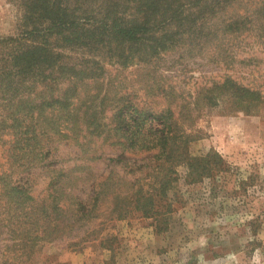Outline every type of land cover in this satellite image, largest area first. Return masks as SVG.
Segmentation results:
<instances>
[{
    "label": "rangeland",
    "instance_id": "374dc122",
    "mask_svg": "<svg viewBox=\"0 0 264 264\" xmlns=\"http://www.w3.org/2000/svg\"><path fill=\"white\" fill-rule=\"evenodd\" d=\"M80 1L0 81V264H264V0ZM121 108L171 118L174 160Z\"/></svg>",
    "mask_w": 264,
    "mask_h": 264
},
{
    "label": "trees",
    "instance_id": "16d2710c",
    "mask_svg": "<svg viewBox=\"0 0 264 264\" xmlns=\"http://www.w3.org/2000/svg\"><path fill=\"white\" fill-rule=\"evenodd\" d=\"M70 1L77 0H19L21 16L20 21L16 23V34L12 36L0 37V81L6 83L4 87H2L1 91L10 90L11 85L15 78V75H27L29 73H33L31 67L33 66H41L44 63H47L50 58L53 57L52 51L49 50L47 44L38 43V39L41 35L48 34L50 31L47 28H38L25 27L27 21L36 20V18L40 20H48L51 22L52 27H56V33L60 29H66V27H70V24L73 23V20H68V14L65 12L66 7L71 3ZM80 1V0H79ZM85 1V0H83ZM100 3H103L104 0H99ZM81 3V1H80ZM69 24V25H68ZM132 30L133 27L128 28ZM128 29L123 28L121 32L123 35L131 37ZM133 38V37H131ZM75 71H73V76L75 75ZM38 75V73H36ZM43 73L41 74V78L43 77ZM14 91L11 89L8 91L9 97L15 95H11V92ZM7 93V94H8ZM8 107L16 108L12 104H7ZM36 106V105H34ZM34 110L33 108H31ZM118 119L122 124H126L128 122L129 125V134L130 138L133 141L143 140V138H154V142L158 144V159L162 160H174L173 157V149L172 144L175 142L177 138L171 132V118L167 119V121L162 117V113L158 112V115L154 114L150 118L158 119V128L154 130H144V131H135L134 127L130 129L132 126V120L127 119V112L121 108L118 112ZM131 118V116L129 117ZM127 119V120H126ZM147 118H144L143 125L146 124ZM136 126L142 124L139 123V118L134 119ZM153 137V138H152ZM151 140L148 141L151 143ZM193 165H191V168ZM79 207V206H78ZM77 212H80V209H77ZM88 215L89 211H85L82 215ZM54 232V231H52ZM48 237V235H45Z\"/></svg>",
    "mask_w": 264,
    "mask_h": 264
},
{
    "label": "clouds",
    "instance_id": "9594fccd",
    "mask_svg": "<svg viewBox=\"0 0 264 264\" xmlns=\"http://www.w3.org/2000/svg\"><path fill=\"white\" fill-rule=\"evenodd\" d=\"M234 258V257H233Z\"/></svg>",
    "mask_w": 264,
    "mask_h": 264
}]
</instances>
